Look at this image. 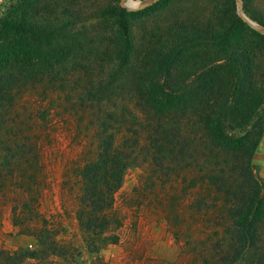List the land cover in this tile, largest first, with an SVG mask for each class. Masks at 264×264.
Returning a JSON list of instances; mask_svg holds the SVG:
<instances>
[{"label":"trees","instance_id":"1","mask_svg":"<svg viewBox=\"0 0 264 264\" xmlns=\"http://www.w3.org/2000/svg\"><path fill=\"white\" fill-rule=\"evenodd\" d=\"M76 1L10 0L0 13V178L12 179L36 157L16 105L45 84L94 129L96 154L79 170L75 213L89 254L119 243L114 195L128 169L148 162L162 182L182 183L183 197L196 196L197 264H264V183L253 160L264 138V33L225 0L217 28L175 21L159 38L137 39L136 19L178 0L135 11L108 0L97 11L95 47L90 25L83 33L77 27ZM252 6L242 0L245 15L264 29ZM46 228L28 229L38 251L0 252V263L60 257Z\"/></svg>","mask_w":264,"mask_h":264},{"label":"rangeland","instance_id":"2","mask_svg":"<svg viewBox=\"0 0 264 264\" xmlns=\"http://www.w3.org/2000/svg\"><path fill=\"white\" fill-rule=\"evenodd\" d=\"M9 1L0 0V13ZM121 1L126 6L121 7L130 11L155 3ZM233 1L239 16L238 0ZM107 2H77L81 9L76 17L77 27L83 33L82 25H90L88 31L96 35L94 41L91 39L95 47L98 45L95 39L102 40L98 37L102 27L97 11ZM224 3L225 0H178L164 11L136 19L132 31L137 39L148 35L159 38L175 21L217 28L221 22L218 4ZM252 9L264 15V0H253ZM257 27L264 33L263 28ZM53 90L48 85H38L23 94L16 105L18 127L21 133L32 135L36 157L29 156V161H22L12 179L4 183L0 178V252L38 251L31 231L45 226L61 247L60 257L43 259L40 254L38 258L25 259L22 264H197L199 249L195 243L200 222L190 206L196 196L188 192L183 197L179 191L182 183L176 188L174 181L162 182L164 177L159 179L148 162L128 169L122 187L114 195L113 210L121 223L116 232L119 243L96 254L87 252L75 213L80 190L79 170L96 154L94 129L89 118L75 114L63 96ZM253 160L264 183V138ZM27 199L30 202L25 207L22 204Z\"/></svg>","mask_w":264,"mask_h":264},{"label":"water","instance_id":"3","mask_svg":"<svg viewBox=\"0 0 264 264\" xmlns=\"http://www.w3.org/2000/svg\"><path fill=\"white\" fill-rule=\"evenodd\" d=\"M157 0H152V2H156ZM120 6H125L124 2L121 1L120 2ZM237 6H238V13H239V16L248 24L250 25L251 27L255 28V29H258L257 25L255 23H253L251 20H249L246 15L244 14L243 12V8H242V4H241V0H238V3H237Z\"/></svg>","mask_w":264,"mask_h":264},{"label":"crops","instance_id":"4","mask_svg":"<svg viewBox=\"0 0 264 264\" xmlns=\"http://www.w3.org/2000/svg\"><path fill=\"white\" fill-rule=\"evenodd\" d=\"M259 175H260V177L262 178V175H261V173H260V170H259Z\"/></svg>","mask_w":264,"mask_h":264},{"label":"bare ground","instance_id":"5","mask_svg":"<svg viewBox=\"0 0 264 264\" xmlns=\"http://www.w3.org/2000/svg\"><path fill=\"white\" fill-rule=\"evenodd\" d=\"M126 7V6H125Z\"/></svg>","mask_w":264,"mask_h":264}]
</instances>
